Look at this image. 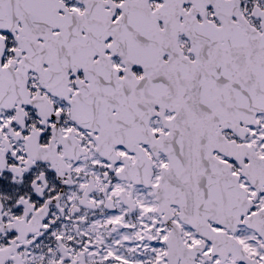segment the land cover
<instances>
[{
    "label": "flooded vegetation",
    "instance_id": "af4514ba",
    "mask_svg": "<svg viewBox=\"0 0 264 264\" xmlns=\"http://www.w3.org/2000/svg\"><path fill=\"white\" fill-rule=\"evenodd\" d=\"M124 1L0 0V68L15 73L0 72V264H124L118 254L127 244L153 240L142 219L154 197L136 182L143 167L123 146L136 131L127 135L121 126L135 110L129 101L142 84L148 42L165 46L163 61L176 48L194 59L183 23L193 4L182 5L177 27L163 32L158 19L147 33L142 14L134 7L126 13ZM234 2L261 33L263 19L254 12L264 10V0ZM161 4L150 0L154 10ZM150 127L156 136L164 131L157 116ZM254 144L264 154V140ZM144 150L151 155L148 145ZM151 156L158 176L166 158ZM263 196L253 211L263 209ZM152 220V230L162 224ZM249 254L253 264H264V253Z\"/></svg>",
    "mask_w": 264,
    "mask_h": 264
},
{
    "label": "water",
    "instance_id": "95a60500",
    "mask_svg": "<svg viewBox=\"0 0 264 264\" xmlns=\"http://www.w3.org/2000/svg\"><path fill=\"white\" fill-rule=\"evenodd\" d=\"M223 8V6L219 7V9ZM145 16L149 17L147 14ZM176 17V14H167V18H164L166 29L175 27ZM149 19L152 21V15ZM192 22L194 23V31L191 32L187 28V32L194 43L198 41L199 36L203 33L212 32L207 27L203 28V24H197L194 20ZM189 26L191 27V24ZM228 28L232 31L235 30V27ZM223 30H226V26L218 29L220 33ZM212 37L214 38L213 35ZM262 38H264V35L260 40V44L264 45ZM228 40V37H226L222 43L224 48H230L231 44H228ZM233 43L234 45L238 44L236 41ZM257 49L260 57L255 61H251L248 58L252 59V57L248 56L245 65H239V60L235 56L229 59L232 67L235 68L228 73L229 76L239 74L242 72V68H246L248 75L246 84L247 100L242 101L240 97L231 99V101H234L232 102L234 105L231 104L233 105L231 109L235 114H242L243 111L249 110L251 121H253L259 110H264V46H258ZM232 50H235V48ZM205 53L203 52V54ZM171 58L174 61L173 55ZM149 59L152 61L151 58ZM173 63L171 62L168 66L171 70L175 69ZM235 65H238V67ZM235 82H232V86L235 85ZM8 85L10 84L8 83ZM234 94L241 95L242 92L239 89V92ZM0 106H4V104H0ZM203 107L201 105L197 108L201 109ZM225 111L224 108L221 113L225 114ZM192 128L193 133L197 134L194 137L198 139L200 136V147L197 148V144L193 140L178 141L174 148L179 150L180 156L179 158L170 156L169 168L161 172L158 184L151 185L150 177L152 174L148 168H146V175L142 181L146 187L152 186L158 202V213L165 212L162 219L164 223L169 225L170 231L166 239L168 264H196V259L200 254L209 260H212L214 256H219L223 261L230 253H232L235 261L244 260L248 262L245 251L233 234L238 230L237 227L243 224L251 229L254 228L264 238V208L248 215L252 210V201L247 199L246 193L238 185L237 177L231 174L229 167L214 158L213 152L217 149L216 141L221 140V143H224L223 136H220V134L219 136L214 135V131L209 130L205 125L200 128H197V126ZM226 145L230 150H226L224 153H228L230 157L239 161L243 159L242 153H231V147L228 143ZM241 147L245 148L244 146ZM250 166L252 168L250 172L244 171L248 177L255 175L257 179L264 178V158L259 159V161L255 160ZM173 204L179 207L178 218L181 222L189 225L194 230L196 229L198 235L202 237L200 243L190 247L183 241L181 225L176 220L171 219L174 217L171 207ZM210 222L231 230L232 234L229 235L227 231L217 232ZM207 240L212 243L211 255L204 252Z\"/></svg>",
    "mask_w": 264,
    "mask_h": 264
},
{
    "label": "rangeland",
    "instance_id": "374dc122",
    "mask_svg": "<svg viewBox=\"0 0 264 264\" xmlns=\"http://www.w3.org/2000/svg\"><path fill=\"white\" fill-rule=\"evenodd\" d=\"M256 132V131H254ZM260 139L264 140V127L256 133H252V136L247 139V142H258ZM263 144V143H260ZM260 144L258 146H260ZM264 202V196L262 198V203ZM155 202H145L143 208L144 219L147 221L148 225V236H152L153 240L147 239L142 243L141 247H137L138 243L132 241L131 245L127 244L126 249L118 254L119 260L124 264H167L166 255V244L164 242L168 231L165 225H158L152 230L153 218L156 217L155 212ZM238 238L243 243L245 249L249 250L252 254H263L261 250L262 245L260 239L256 236L255 232L248 228H241L238 233ZM127 239V238H126ZM184 239L189 244L195 243L198 236L189 227H184ZM128 240V239H127ZM197 264H231L229 261H220L218 258H214L212 261H207L204 258H199Z\"/></svg>",
    "mask_w": 264,
    "mask_h": 264
}]
</instances>
